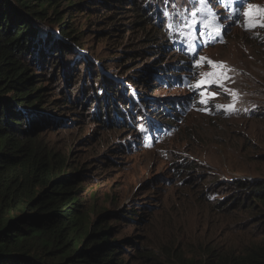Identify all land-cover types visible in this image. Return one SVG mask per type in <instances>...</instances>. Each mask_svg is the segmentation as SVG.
I'll list each match as a JSON object with an SVG mask.
<instances>
[{
	"label": "rangeland",
	"instance_id": "rangeland-1",
	"mask_svg": "<svg viewBox=\"0 0 264 264\" xmlns=\"http://www.w3.org/2000/svg\"><path fill=\"white\" fill-rule=\"evenodd\" d=\"M137 1L141 7L147 6L144 13L150 22L162 31L166 28V56L159 65L168 70L173 65L169 76L155 78V83H161L152 91L128 86L133 104L132 114L127 112L129 101L124 110L129 118L126 128L121 122L105 127L96 121L92 110L87 115L84 108L56 110L57 117L50 115L53 111L47 115L65 120L43 142L64 157L84 181L94 222L100 212L126 215L110 222L116 228L115 238L138 245L143 253L150 251L164 260L175 253L197 258L209 246L259 243L264 236V208L248 201L233 204L235 197L243 200L246 193L240 183L264 180V27L247 31L243 26L247 19H254L259 8L264 10V0H207L205 4L201 0ZM94 21L79 18L89 50L80 53L88 52V57L102 61L104 74L126 88L127 78L137 75V70L128 72L135 55L125 62L118 59L133 50L118 48L119 42L98 35L109 29L91 27ZM207 21L214 26L206 28ZM186 22H192L191 26ZM122 65L127 68H119ZM155 65L151 61L149 68ZM141 67L145 71L146 66L137 69ZM182 71L188 77L182 76ZM58 75L60 79L61 73ZM216 79L219 84L200 83ZM47 80L44 93L49 95L47 108L53 110L51 101L59 97L57 81ZM57 85L62 88L61 82ZM209 95V104L201 103ZM169 101L176 106L189 101L198 107L176 116L171 113L174 118L167 122L159 114L164 109L159 111L156 104L171 112L173 108L166 105ZM226 106L235 111L226 112ZM144 121L148 134V124L164 128H157L155 137L146 140L138 132ZM126 249L130 264H148L137 257L133 247Z\"/></svg>",
	"mask_w": 264,
	"mask_h": 264
},
{
	"label": "trees",
	"instance_id": "trees-1",
	"mask_svg": "<svg viewBox=\"0 0 264 264\" xmlns=\"http://www.w3.org/2000/svg\"><path fill=\"white\" fill-rule=\"evenodd\" d=\"M146 8L137 0H0V264H130L126 248L131 247L148 264H264V236L259 243L209 246L197 258L175 253L166 260L122 243L110 222L126 215L100 212L94 222L84 181L43 142L65 120L47 115L53 111L50 115L57 117L56 110L84 108V115L95 111L96 121L105 127L118 121L127 125L124 110L127 101V112L133 104L128 86L152 91L161 83L155 78L169 76L173 65L170 70L159 65L166 56V28L150 22ZM82 17L88 23L95 18L91 27L109 29L98 35L119 42L118 48L133 50L118 59L125 62L135 55L128 72L137 70V75L127 78V89L104 74L102 61L80 53L87 50ZM151 61L156 68H149ZM139 66H146L145 71ZM47 79L57 81L53 110L44 93ZM240 188L246 193L243 200L235 197L233 205L248 201L264 208V180L240 183Z\"/></svg>",
	"mask_w": 264,
	"mask_h": 264
},
{
	"label": "clouds",
	"instance_id": "clouds-1",
	"mask_svg": "<svg viewBox=\"0 0 264 264\" xmlns=\"http://www.w3.org/2000/svg\"><path fill=\"white\" fill-rule=\"evenodd\" d=\"M260 8L256 11V12H258L257 14H256V16L254 17V19L255 20H258V18H259V16H260ZM247 31H256V30H258V29H260V28H262V27H254V28H251V29H247L246 27H244ZM173 38H175L174 36H173ZM182 63H186L185 65H188V62H182ZM182 76H184V75H182ZM168 77V76H167ZM185 78V77H184ZM168 80H170V79H168ZM173 81H175V79L173 80ZM164 82V81H163ZM177 84H181L180 82L178 83H176L175 85L177 86V88H179V86L177 85ZM167 86H169V84H168V82H167ZM211 96L212 95H209V97H206V98H204V100H206V103H204V105H207V104H209V101H210V98H211ZM180 104H182V103H179L177 106H176V104H174V102H170L169 101V103H167L166 105H169V106H171V108H173V110L171 111V112H169L168 110V108H166L165 106H162V105H160V104H157L159 107H161L162 109H164V112H161L166 118H167V122H171V119L172 118H174L173 116H176L177 115V113H184L186 110H188V109H190L191 107L193 108L194 106L195 107H198V105L197 104H195L194 105V103H190L189 101H186V103L183 105V106H181L180 107ZM171 113H175V115H173V114H171ZM173 115V116H172ZM135 116L137 117L138 115H136V113H135ZM114 120H116V117L114 118ZM118 122H120V121H118ZM118 124V123H117ZM121 124H123V123H121ZM123 125H125V126H127L126 124H123ZM142 125H143V127H142ZM146 125H147V123H146ZM146 125H145V121H144V124H141V125H139V127H138V132L139 133H141L142 135V137L144 138V139H148L149 137H148V135L150 136H152L153 138L155 137V135L157 134V132H156V129L157 128H160L161 130L164 128L163 126H157V125H154V124H148V128H149V131H150V134H148L147 133V128H146ZM146 134H147V136H146ZM154 135V136H153ZM151 138V137H150Z\"/></svg>",
	"mask_w": 264,
	"mask_h": 264
},
{
	"label": "snow or ice",
	"instance_id": "snow-or-ice-1",
	"mask_svg": "<svg viewBox=\"0 0 264 264\" xmlns=\"http://www.w3.org/2000/svg\"><path fill=\"white\" fill-rule=\"evenodd\" d=\"M207 2V0H201V3L202 4H205ZM261 12V19L259 20H255V19H247L246 20V23L243 25L244 27H246L247 29H251V28H254V27H264V10H259ZM193 17L196 15L195 13L192 14ZM246 17L248 16V14L246 13L245 14ZM215 17L212 18V20L214 21ZM189 24V26H191V23L192 22H186ZM204 26L206 28L208 27H213V22L212 21H207V22H204ZM191 46V45H190ZM206 58H201V60H205ZM209 63H213L211 61H209ZM213 67L216 68V67H220V68H223V65H216V64H213ZM206 76H214L216 75L215 73H207L205 74ZM217 83L219 84L220 83V80L219 79H216V80H208V81H201L200 83ZM197 87H199V84L197 85ZM201 95L203 96V93H201ZM201 103H206V100H201ZM218 108L221 107V106H217ZM225 111L226 112H232V111H235V108L233 106H226L225 107Z\"/></svg>",
	"mask_w": 264,
	"mask_h": 264
},
{
	"label": "bare ground",
	"instance_id": "bare-ground-1",
	"mask_svg": "<svg viewBox=\"0 0 264 264\" xmlns=\"http://www.w3.org/2000/svg\"><path fill=\"white\" fill-rule=\"evenodd\" d=\"M238 4H241L240 2ZM186 77V75H184ZM188 77V76H187ZM179 83V82H178ZM182 104L184 103L183 101L181 102ZM185 104V103H184Z\"/></svg>",
	"mask_w": 264,
	"mask_h": 264
}]
</instances>
